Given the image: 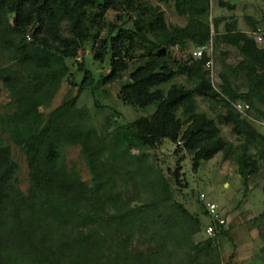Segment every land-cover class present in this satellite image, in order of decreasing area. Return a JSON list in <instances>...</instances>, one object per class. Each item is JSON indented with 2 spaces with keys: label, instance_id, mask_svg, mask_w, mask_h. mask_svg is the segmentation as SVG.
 Here are the masks:
<instances>
[{
  "label": "trees",
  "instance_id": "16d2710c",
  "mask_svg": "<svg viewBox=\"0 0 264 264\" xmlns=\"http://www.w3.org/2000/svg\"><path fill=\"white\" fill-rule=\"evenodd\" d=\"M160 2L173 3L184 26L167 24L161 7L147 0H0V264H222L229 225L206 236L200 213L175 197L182 161L169 179L143 151L167 140L175 154L191 157L194 172L221 154L234 159L245 187L259 176L264 134L249 117L264 120V38L258 44L252 36L261 20L247 18L246 33L237 21L212 18L210 0ZM209 46L235 49L241 58L231 66L228 52H220L218 88L206 69L211 54L188 53ZM87 47L94 60L109 58L104 84L128 73L118 99L132 108L154 106L150 116L112 127L113 112L98 132L78 96L43 112L63 83L76 86L79 72L78 92L94 93L93 75L84 59L79 63ZM238 101L249 105L247 116L232 107ZM12 144L27 165L25 192L13 184ZM68 147L79 149L90 182L67 160Z\"/></svg>",
  "mask_w": 264,
  "mask_h": 264
},
{
  "label": "rangeland",
  "instance_id": "374dc122",
  "mask_svg": "<svg viewBox=\"0 0 264 264\" xmlns=\"http://www.w3.org/2000/svg\"><path fill=\"white\" fill-rule=\"evenodd\" d=\"M152 6L161 7L165 15V21L169 25L183 26L185 19L179 18L173 8V3L164 4L160 0H147ZM230 3L235 6V10L229 11L227 8H221L218 6V2ZM212 9V18H224L237 21V23L243 27H249L247 18H254L261 20L258 28L264 34V0H210ZM115 13L109 12L107 14L108 20H114ZM223 29V28H221ZM228 49V50H226ZM194 50L190 49L188 53H192ZM228 52L229 63L236 65L239 62V55L235 49L220 46L217 49L209 50V54L212 56V78L210 80L215 88H218L220 83L218 79V73L220 71V61L222 57L220 52ZM173 54L178 59L183 57L185 52H180L177 49L173 50ZM84 59L85 68L93 75L94 93L90 94L86 90L78 92V84L83 80L84 74L79 72L75 74L76 86H69L67 83H63L56 97L54 98L52 105L48 109H44L43 112L48 114L67 100L77 97L78 106H86L92 113L91 124L101 132L102 127L105 124V118L111 117L113 112H116L111 119V126L115 125V122L119 125L131 123L138 118L150 116L154 111V106L146 108H132L124 105L118 99V93L122 85L129 83L128 73L124 74L121 80L113 82L111 84H104L103 78L110 73V61L106 58L103 62L94 60L93 55L89 52L87 47V53L81 56L82 63ZM131 69L134 67L133 63H130ZM74 72V69L72 70ZM242 81V80H241ZM176 82L182 83L181 78H177ZM168 87L164 86L166 90ZM5 98L2 99V105L6 104ZM199 110L208 113L213 116L205 105L200 100L197 101ZM12 114H10L11 116ZM251 122L261 130L264 134V127L257 124V122L264 123V120L257 121L251 116ZM255 121V122H254ZM223 137L233 143L234 137L230 130L226 126H220ZM11 146L12 158L17 165V172L14 177L15 186L25 192L28 188V170L23 154L13 144ZM180 147V146H179ZM176 146L172 145L169 141L164 140L152 150H144L143 153L147 155L149 161L154 165L161 168L164 175L170 179L172 172L177 167V161H182L181 164V179L180 186H172L176 189V200L183 203L188 210L192 213H200V217L204 225L208 226L209 220L204 217L201 210L202 205L214 204L218 207L219 211L225 213V217L232 219L229 225H237L240 230L235 231L236 235L230 230V234L221 241V257L222 264H264V217L260 218L256 216L254 220L240 223L238 215L244 208L251 209L255 215L258 212L264 211V194L262 186L264 183V168L260 172L259 176L251 179L247 187H245L241 181L240 176L237 173V166L232 157L223 159L221 154L215 156L212 160L202 163L201 167L197 171L191 169V157L185 152L181 151L175 154ZM178 149V148H177ZM180 149V148H179ZM135 153V152H134ZM66 158L68 161H72L76 164L78 171L85 182H90V176L81 159L79 149L77 147L66 148ZM200 194H204L206 197L204 200H200ZM147 196L141 195V199H145ZM264 216V213L262 214ZM261 215V216H262ZM229 216V217H228ZM228 220V219H227ZM241 227V228H240ZM233 228V229H234ZM250 231L255 233L254 240L256 243L251 242L246 234ZM253 233V234H254ZM232 256V259H230Z\"/></svg>",
  "mask_w": 264,
  "mask_h": 264
},
{
  "label": "built area",
  "instance_id": "2783aa9c",
  "mask_svg": "<svg viewBox=\"0 0 264 264\" xmlns=\"http://www.w3.org/2000/svg\"><path fill=\"white\" fill-rule=\"evenodd\" d=\"M253 38L255 39L256 43L261 44L263 42L264 34L261 31H258L253 34ZM209 50H211V46H209L208 48H196L192 52V56L194 58H200L204 51L209 52ZM76 61H79V58ZM212 68H213L212 60H210L206 65V69L210 72L211 78L213 74ZM232 107L234 108L235 111H237L243 117L247 116L250 110L248 104L244 102H239V101L232 103ZM249 119L252 120L250 117ZM257 124L264 127V123L257 122ZM199 197H200V200H204L206 196L204 194H200ZM205 208H206L208 217L210 218V221H211V224H209L205 229V235L208 237H212L216 234L218 227L228 226L229 221L225 217V213L221 210L219 211L216 205L212 203L206 204Z\"/></svg>",
  "mask_w": 264,
  "mask_h": 264
},
{
  "label": "crops",
  "instance_id": "0c3cea01",
  "mask_svg": "<svg viewBox=\"0 0 264 264\" xmlns=\"http://www.w3.org/2000/svg\"><path fill=\"white\" fill-rule=\"evenodd\" d=\"M211 16H212V9H211ZM180 18V17H179ZM215 18V17H214ZM184 19V18H183ZM224 19V18H223ZM225 20H227V21H229V22H231V19H225ZM234 21V20H233ZM184 26V25H183ZM221 28H223V25H221L220 26V31H222V29ZM237 29L239 30V31H242V32H246V33H250V28L249 27H246V28H243V27H241L238 23H237ZM254 33H256V32H254ZM254 33H252V36H253V34ZM194 50V49H193ZM226 50H228V49H226ZM226 59V58H225ZM241 61V58L239 57V62ZM225 62L228 64V65H231L230 63H229V59L227 58V60H225ZM238 62V63H239ZM238 63H236V65L238 64ZM231 66H235V65H231ZM259 130V129H258ZM260 132H261V130H259ZM264 213V211H262V212H258V215H255V213L250 209H247V208H244L243 209V211L241 212V213H239V215L237 216L238 217V220L240 221V223H244V222H248V221H251V220H254L255 219V217L256 216H259L260 215V218H263L264 216L262 215ZM262 215V216H261ZM229 217V216H228ZM227 218V217H226ZM228 219V221H229V223H230V221H232V219H229V218H227ZM234 226H237V225H235L234 224ZM234 226L233 225H229V227L232 229H230L231 230V232L233 233V234H235L236 235V233H235V231H237V230H240L239 229V227H235L234 228ZM234 228V229H233ZM241 228V227H240ZM254 232L253 231H250L249 232V234H246L248 237H249V239H251L250 241L251 242H253L254 244L256 243V239L254 240V237H255V233L253 234Z\"/></svg>",
  "mask_w": 264,
  "mask_h": 264
},
{
  "label": "water",
  "instance_id": "95a60500",
  "mask_svg": "<svg viewBox=\"0 0 264 264\" xmlns=\"http://www.w3.org/2000/svg\"><path fill=\"white\" fill-rule=\"evenodd\" d=\"M203 237V236H202Z\"/></svg>",
  "mask_w": 264,
  "mask_h": 264
}]
</instances>
